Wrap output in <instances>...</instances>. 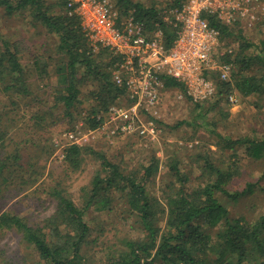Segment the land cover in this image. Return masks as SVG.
Masks as SVG:
<instances>
[{
    "label": "trees",
    "instance_id": "trees-1",
    "mask_svg": "<svg viewBox=\"0 0 264 264\" xmlns=\"http://www.w3.org/2000/svg\"><path fill=\"white\" fill-rule=\"evenodd\" d=\"M115 2L123 15L134 10L136 19L143 22L147 30L161 28L166 48L172 47L177 30L163 21L156 8H147L131 0ZM176 4L180 5V0H176ZM55 7L59 9L56 15L44 5L43 0H0V8L8 15L31 10L34 21L44 25L58 39L56 106H62L64 114L68 115L79 101L81 87L95 82L98 90L91 95L99 107H93V113L107 110L123 93L112 82L109 71L117 58L108 49H101L98 53L92 51L80 19L69 13L66 0L58 1ZM207 17L210 24L220 31L221 40L234 37L242 41L241 50L234 57L238 66L234 79L224 82L218 74H208L217 84L215 97L218 99L215 102L233 93L243 97L263 94L264 40L251 54L249 50L255 45L240 37V31L235 35L230 26L214 16ZM0 41V93L14 106L16 103L11 99L15 95L30 96L32 88L18 52L4 37L0 36ZM232 57V53L227 54L222 60L231 62ZM36 62L40 73L45 74L49 64L39 57ZM254 66L259 68L256 74L251 71ZM165 84L167 88L184 90V86L173 79H166ZM201 120H205V115L201 116ZM97 124L98 121H92L93 127ZM8 126L3 124L0 116V194L3 195L12 188L19 191L27 183L21 178V184L11 185L17 180L24 164H20L19 152L6 151ZM217 137L223 149L236 151L237 147L244 146L250 159L264 161V140H234L220 134ZM88 155L100 161V169L90 186L82 189L81 204L74 201L64 184L58 181L49 193L55 205L52 215L38 222L32 220V216L21 217L16 212L2 210L0 231L17 233L22 242L47 264H92L90 249L98 238L92 239L93 227L87 222L86 214L91 208L105 212L111 210L115 203L122 202L127 213L135 217L134 232L137 234L121 238L118 247H110L101 264H264V214L247 219L234 217L229 209L230 204L238 203L253 191V184L240 191L232 189L234 180L240 174L237 163L218 165L211 156L202 157L200 160H204V165H199V168L203 180L192 188L190 176L179 168V160L175 159L169 169L174 179L157 197L148 189L160 167L155 158L147 165L126 171L103 153L71 145L66 148L65 162L77 172ZM0 264L13 262L0 258Z\"/></svg>",
    "mask_w": 264,
    "mask_h": 264
},
{
    "label": "rangeland",
    "instance_id": "rangeland-1",
    "mask_svg": "<svg viewBox=\"0 0 264 264\" xmlns=\"http://www.w3.org/2000/svg\"><path fill=\"white\" fill-rule=\"evenodd\" d=\"M58 1L43 0V3L56 15L59 12L55 7ZM131 1L147 8H156L160 13L178 6L176 0ZM261 4L262 11H259V18L254 23L242 21L230 27L235 35L240 31V37L255 45L249 50L251 54L264 40V0H261ZM30 12L21 10L8 15L0 8V36L8 40L14 51L18 52L32 88L28 97L15 95L11 99L16 103L14 106L0 93V116L3 124L9 125L6 151L19 152L20 164H24L17 180L11 185L21 184V178L27 182L19 191L10 187L12 189L9 193L0 194V212L8 210L21 217L32 216V220L42 222L53 214L55 205L49 193L58 181L64 184L74 201L81 204L82 189L90 186L100 169V161L88 155L79 171L74 172L69 168L65 154L72 140L65 139L64 134L76 131L79 137L89 135L88 142L81 141L80 146L105 154L109 160L121 164L126 171L147 165L153 158L158 160V173L154 176L155 180L152 179L148 184L150 193L157 197L174 179L169 169L175 159L179 160V168L190 176L192 188L203 180L199 168V165H204V160H200L202 157L209 155L218 165L235 162L240 168V174L234 180L232 189L240 191L248 188V184H253V191L238 203L230 204L232 215L255 219L264 214V161L250 159L244 146L237 147L236 151L223 149L217 137L220 134L234 140H264V93L251 97L233 93L237 99L235 104L229 98L217 103L216 97L195 103L187 96L179 99L183 95L181 89L168 88L156 118V138H139L136 135L114 139L101 137L94 133L98 124L96 127L92 125V121L96 122L97 117L106 112V109H101V112L93 113V107H99L91 95L98 90L97 83L90 82L81 87L79 101L68 115L64 114L62 106H56L58 39L44 25L34 21ZM241 43V40L234 37L221 40L219 52L226 56L231 51L233 55L230 62L233 67L232 79L238 73L234 57L240 52ZM38 57L49 64L45 74L40 73V66L36 62ZM254 67L251 69L252 74L259 72V68ZM112 69L109 71L112 72ZM115 104L126 105L116 99L109 106ZM203 115L204 121L201 120ZM127 211L121 202L115 203L111 210L98 212L91 208L86 214L87 222L93 227L92 239L98 238L90 249L92 264H101L110 247H118L121 238L137 234L134 232L135 217ZM0 258L12 260L13 264H47L12 231H0Z\"/></svg>",
    "mask_w": 264,
    "mask_h": 264
},
{
    "label": "built area",
    "instance_id": "built-area-1",
    "mask_svg": "<svg viewBox=\"0 0 264 264\" xmlns=\"http://www.w3.org/2000/svg\"><path fill=\"white\" fill-rule=\"evenodd\" d=\"M66 1L69 13L80 19L92 51L108 49L117 58L112 82L123 92L117 101L126 105L109 106L97 117L94 133L107 139L156 138V118L168 91L166 79L184 86L179 99L187 96L195 103L213 99L217 84L208 74L216 73L221 81L229 82L233 67L222 60L220 31L207 16L231 27L242 21L254 23L262 11L261 0H183L161 13L163 21L177 30L172 47L167 49L161 28L147 30L134 10L123 15L115 0ZM228 98L237 102L232 94ZM64 138L72 140L70 146L80 145L88 142L89 135L79 137L71 131Z\"/></svg>",
    "mask_w": 264,
    "mask_h": 264
}]
</instances>
